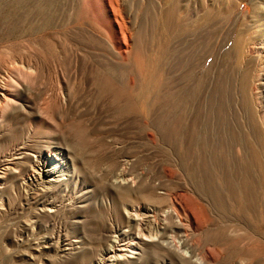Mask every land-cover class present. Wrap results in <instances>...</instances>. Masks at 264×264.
Segmentation results:
<instances>
[{
	"label": "rangeland",
	"instance_id": "1",
	"mask_svg": "<svg viewBox=\"0 0 264 264\" xmlns=\"http://www.w3.org/2000/svg\"><path fill=\"white\" fill-rule=\"evenodd\" d=\"M0 83V264L97 257L141 201L180 205L192 254L144 264H264V0H0ZM39 151L62 174L44 202L22 183ZM211 176L220 206L198 192Z\"/></svg>",
	"mask_w": 264,
	"mask_h": 264
},
{
	"label": "bare ground",
	"instance_id": "2",
	"mask_svg": "<svg viewBox=\"0 0 264 264\" xmlns=\"http://www.w3.org/2000/svg\"><path fill=\"white\" fill-rule=\"evenodd\" d=\"M172 11L170 9L168 11V15L172 14ZM42 12H43V10H42ZM27 68H30V66ZM115 73H117V69H111L108 72V79L116 80L115 79ZM147 79H148V77H147ZM8 81H9V79H8ZM11 83H12V81H11ZM143 84H145V82ZM143 84L141 86H143ZM5 85L0 83V109H3V110L6 109L8 107V105L10 103H12L11 101L13 100V98L11 100L12 93L9 91V89ZM142 91L143 90H141V92ZM137 93H139V92H137ZM187 137L188 136H186V138ZM208 147H209V145H208ZM15 158H17V157H15ZM30 163L31 164L29 166H30L31 172L22 181L23 186L26 190V194H28L30 196V199H33L35 202H44L43 199L36 198L32 195L35 194L36 191H38L40 193V190L43 191L45 189V187L50 188V186H52L54 184H55V186L58 185V182H60L62 180V178H61L62 174L60 173V164L58 162L53 161L52 158H50V156L46 155L45 153H43L41 151L36 152V154L32 155ZM127 163H128V161H127ZM129 164H130V162H129ZM124 170L125 169L122 166V168H120L118 170V172H116V174L112 180V184H113V187H115V188H121L124 190H128L130 188V186L134 185L133 184L134 181H133V178L131 176H128L127 175L128 173H126ZM12 171L13 172L16 171V166H15L14 161H11L10 159H6L2 164H0V183H2L1 182L2 178H4L6 175L11 173ZM126 171L128 172V169ZM198 182H199L198 186L200 185L198 188L199 194L202 197L203 196L207 197L210 200V203L212 205L220 206L221 202H220V198L218 195V193L220 192L219 187H218L220 184V179L215 177V176H211L208 178L202 177V179L200 178V180H198ZM41 183H43V185H47V186H44V188H42V187H40ZM146 185H147V183H146ZM161 185L163 186V184H161ZM155 187H156V185H155ZM137 190H138V188H137ZM156 191H157L156 188H153L152 186L148 185V186H145L143 188L142 192H139V193H140V195L142 194V196H144V198H145V196L146 197L148 196V198H150L149 196L153 197L156 194ZM164 193H167V192H164ZM36 194H38V193H36ZM158 194H159V192H158ZM126 196H128V195H126ZM172 197H174V196L172 195ZM138 198H140V197H138ZM120 201H121V199H120ZM177 201H179V200L177 199ZM255 204H256V201H255ZM182 208H184V207H182ZM251 208H253V207H251ZM180 209H181L180 205H178L177 202H176V204L174 202L168 203V205L166 207H162V205L158 206V204L153 205V204H150L147 202H142V201L138 202V203L126 204V205H124V203H123V207L120 211L121 214L119 217H121V215H122L124 222H126V224H127V228H125L122 231H120L119 229L115 230V234L109 235V238L107 239L108 243H106L107 245L104 247L102 246L103 248L100 250V253L97 252L99 254H96L99 256L89 257L86 252L82 251L83 250L82 248H81L82 250H80V248H78L79 246L77 244H80V246H81L84 243L83 240L80 238H74V240L71 239L70 241L65 242V243H64V241L59 242L57 245L56 252L61 257V256H63L62 255L63 253H65L67 255V250H69L70 253H72L71 250L78 248L79 249L78 255L76 252L75 255H77V256L75 259L73 258L74 259L73 262L74 263H80V264H82L83 262L86 263V261H89V264H140L143 260L147 261V260L152 258V257L150 258V256H152V254L154 255V252H155L154 247L155 248H158V247L164 248V246L166 249L171 248L173 251L172 252L171 249L170 250L167 249V253L169 250V252L171 251V254L173 253V255L178 256L179 258H185V257L191 258L192 254H191L190 250L187 247H185L188 245V240H189V237L187 236L188 235L187 232H189V231H187L186 229H190V228L188 226H186V224H188V223H186V222L184 223L182 221L184 216L182 217L183 214L182 215L180 214L181 213ZM188 209L190 210L191 208H188ZM214 209L217 210V208H214ZM49 211H51V210H49ZM217 211L219 212L220 210H217ZM115 212H117V211L115 210ZM250 212H252V211H250ZM255 212H256V210H255ZM194 218H195V215H194ZM228 218L231 219V217H228ZM186 219H187V216H186ZM195 220H196V218H195ZM246 222H248V221H246ZM248 225H249V223H248ZM233 227L234 226H232V227L229 226L228 228H229V230L231 229L233 231V229H232ZM153 229L155 230V232L152 231ZM234 229H236V228H234ZM111 231H114V228L113 229L111 228ZM195 232H197V231H195ZM164 244H166L167 246ZM172 246H173V248H172ZM164 249H163V251H164ZM166 249H165V251H166ZM37 250H39V249H37ZM159 255H161V254H159ZM162 255H165V254H162ZM154 256L156 257L157 255H154ZM64 257H67V256H64ZM163 257L165 258V256H163ZM158 259H159V257H158ZM160 259H161V257H160ZM197 259L198 258L195 259L196 264H199L198 261H200V259H198V260ZM162 260H164V259H162ZM152 261L157 262L156 259H155V261L154 260H152ZM144 263H146V262H144Z\"/></svg>",
	"mask_w": 264,
	"mask_h": 264
}]
</instances>
